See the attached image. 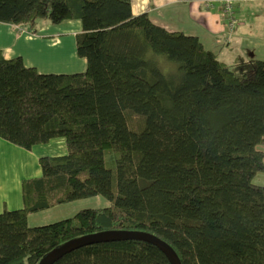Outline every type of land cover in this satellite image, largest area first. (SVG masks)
<instances>
[{
  "label": "trees",
  "instance_id": "1",
  "mask_svg": "<svg viewBox=\"0 0 264 264\" xmlns=\"http://www.w3.org/2000/svg\"><path fill=\"white\" fill-rule=\"evenodd\" d=\"M40 20L81 21L87 69L41 73L0 50V138L29 151L62 138L68 148L23 181L22 209L0 213V264H38L103 231L152 233L182 264H264V186L254 184L264 172V60L239 74L199 37L134 15L131 0H0V24L35 33ZM99 196L111 206L29 225L30 214ZM55 264L171 263L152 244L121 241Z\"/></svg>",
  "mask_w": 264,
  "mask_h": 264
},
{
  "label": "crops",
  "instance_id": "2",
  "mask_svg": "<svg viewBox=\"0 0 264 264\" xmlns=\"http://www.w3.org/2000/svg\"><path fill=\"white\" fill-rule=\"evenodd\" d=\"M131 1L134 15L148 14L154 23L170 32H183L199 37L205 47L207 44L213 45L214 48L221 45L231 46L237 33L239 24L237 17V27L230 33L220 4L207 8L204 0ZM241 2L246 0H238L235 4ZM187 24L190 26H185ZM54 26H60L61 29H54L50 24L43 22L40 28H37V33H18L14 26L0 24V50L4 52L6 58L22 57L27 66L34 67L41 73H84L87 61L78 56L76 47V36L82 31L81 21L71 20ZM49 53L61 59V62L55 65L43 63L41 55L47 56ZM67 153L68 148L64 139H54L29 151L0 138V213L24 207L23 181L41 176L42 157L62 156ZM30 216L32 214L29 215V220Z\"/></svg>",
  "mask_w": 264,
  "mask_h": 264
},
{
  "label": "rangeland",
  "instance_id": "3",
  "mask_svg": "<svg viewBox=\"0 0 264 264\" xmlns=\"http://www.w3.org/2000/svg\"><path fill=\"white\" fill-rule=\"evenodd\" d=\"M236 4L234 11L236 12L235 17H237L239 24L231 46L223 47L221 45V47L217 46L214 48L213 45L210 46L207 44L206 47L209 50H213L218 55L219 60L226 62L235 72L240 74L244 72L245 64L251 59L264 60V2L253 3L252 1L246 0V2ZM43 22L50 24L54 29H61L60 26H54L48 20H40L38 29ZM185 26L188 27L190 24ZM37 28L36 33L38 32ZM15 31L22 33L23 29L15 27ZM222 50L223 53H221ZM43 53L44 51L41 52V54ZM41 57L44 59L43 63L47 65H55L61 62V59L50 53L47 56L41 55ZM165 69L168 72H173L176 69V65L172 62H167ZM139 121L138 118L133 117V123L135 125ZM259 149H264V146L259 147ZM254 184L264 186V172L255 177ZM109 206H111V202L102 196L80 199L68 204L58 205L52 209L33 213L30 216L29 225L44 226L72 218L84 209H103Z\"/></svg>",
  "mask_w": 264,
  "mask_h": 264
},
{
  "label": "water",
  "instance_id": "4",
  "mask_svg": "<svg viewBox=\"0 0 264 264\" xmlns=\"http://www.w3.org/2000/svg\"><path fill=\"white\" fill-rule=\"evenodd\" d=\"M121 241H140L158 247L169 259L171 264H182L175 249L160 237L145 231H103L95 234L74 238L53 249L38 264H55L66 255L95 244Z\"/></svg>",
  "mask_w": 264,
  "mask_h": 264
},
{
  "label": "built area",
  "instance_id": "5",
  "mask_svg": "<svg viewBox=\"0 0 264 264\" xmlns=\"http://www.w3.org/2000/svg\"><path fill=\"white\" fill-rule=\"evenodd\" d=\"M236 0H204L207 8L220 4L223 7L224 16L228 22L229 32L233 33L237 27V19L235 17L234 4ZM25 31H23L24 33ZM27 33V32H26Z\"/></svg>",
  "mask_w": 264,
  "mask_h": 264
}]
</instances>
